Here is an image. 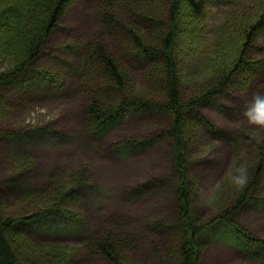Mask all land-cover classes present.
Segmentation results:
<instances>
[{
  "label": "trees",
  "instance_id": "trees-1",
  "mask_svg": "<svg viewBox=\"0 0 264 264\" xmlns=\"http://www.w3.org/2000/svg\"><path fill=\"white\" fill-rule=\"evenodd\" d=\"M72 1L0 0V113L6 108H2L6 91L19 87L29 90L35 80L49 87L57 84L58 75L54 71L33 63L44 54L49 35L57 28ZM106 1L99 8L97 18L113 49H108L98 35L84 45L82 60L75 57L79 59L75 74L77 93L82 91L86 97L81 111L85 134L89 137L102 134L120 118L134 113L162 116L163 122L159 125L162 128L158 134L116 146L118 151L127 152L150 147L163 139H168L172 145L177 180L173 219L155 222L151 226L158 231H173L180 227L177 244L171 247L174 263L199 264V252L205 249L204 235L223 224L248 257L256 264H264V239L248 234L232 220L234 214L259 192L260 181L264 177V129H261L260 141L251 149L248 181L242 188L237 187L233 204L228 205L222 215L212 221L197 220L193 213L191 187L186 182L191 147L199 141L203 130L213 135L220 134L198 112V108L215 103V98L226 96L229 90L247 87L253 76H262L257 92L264 91V0L234 3L214 40L207 36L209 7L205 0ZM116 1L119 10H125L123 14L133 25L122 23L111 14ZM182 4L186 9L181 13ZM195 11L198 15L197 34H192L190 29L179 28L177 15H194ZM123 43L129 46L125 48ZM78 48L76 44H65L59 52L74 53ZM110 50L114 55L109 53ZM199 53L205 54L202 64L205 76L200 80L196 79L189 65L191 58ZM120 58L142 65V73L154 94L131 89L119 68ZM149 63L160 70L148 67ZM28 71L31 73L28 79L21 81ZM83 81L91 84L92 90L87 88L84 92ZM188 83L192 84L189 89L186 88ZM189 117L198 124L192 125L195 126L193 134L187 136L185 128ZM48 130H6L0 133V137L18 141L40 136ZM9 156L16 169L21 168L20 164H25L26 169L32 166V163L28 164L31 154L21 146L9 150ZM24 168L18 172H24ZM9 183L19 188L12 201L0 202V264H76L83 255L101 259L107 264H124L123 247L129 251L136 249L137 239L118 223L72 244H60L46 238L35 242L36 247H19L15 241L26 237L22 229L29 224H37L49 233V227L55 232H78L85 224L80 209L82 193L92 189L93 184L88 169L80 167L54 173L42 189L15 178ZM6 207L7 211H4ZM21 253L27 255L22 257Z\"/></svg>",
  "mask_w": 264,
  "mask_h": 264
},
{
  "label": "rangeland",
  "instance_id": "rangeland-1",
  "mask_svg": "<svg viewBox=\"0 0 264 264\" xmlns=\"http://www.w3.org/2000/svg\"><path fill=\"white\" fill-rule=\"evenodd\" d=\"M237 1L205 0L209 7L207 36L210 39L217 38L224 17ZM106 3V0H73L64 11L57 28L52 30L44 54L33 64L54 71L58 75L55 86L41 85L35 80L29 90L19 87L5 92L1 103L2 108H6L0 113V133L6 130L24 129L30 132L32 128H48L49 134L44 132L40 136L18 141L0 137V202L12 201L19 188L18 185H11L10 179H19L36 189H42L56 172L86 168L93 188L82 193L80 209L85 224L78 232H55L51 227V233L39 227L25 230L26 237H19L15 241L19 247H36L35 242L46 238L72 244L118 223L138 241L133 251L123 247L121 254L124 264H175L171 247L177 244L180 227L173 231H158L151 226L155 222L173 219L177 180L173 169L172 145L168 139H163L150 147L127 152L118 151L116 146L158 134L163 117L151 113L130 114L120 118L102 134L91 137L85 134L82 125L81 111L86 97L82 91L77 93L75 74L79 59L75 57L82 60L84 45L88 44L91 37L98 35H101V41L108 49H113L109 36L102 33L97 18L99 8ZM117 3L111 14L122 23L133 25L123 14L125 10H119ZM183 6H180L181 13L186 9ZM134 12L138 10L134 9ZM176 22L179 28L185 31L190 29L192 34H197L196 11L194 15L178 14ZM65 44H76L79 48L74 53L59 52V48ZM128 46L123 43V47ZM109 53L114 55L112 50ZM204 56V53H199L189 62L191 71L199 80L205 76L202 68ZM131 62L123 58L118 61L131 89L154 94V89L147 85L145 74L142 73V65ZM68 64L71 66L68 67ZM148 67L160 70L151 63ZM30 74L28 71L21 81H26ZM260 79L262 76H253L247 87L229 90L226 96L215 98V103L198 108V112L220 132L219 135H213L203 130L199 141L191 147L186 182L191 187L193 213L199 221H212L222 215L228 205L233 204L237 194L235 190L239 186L233 182L232 176L241 162L246 163L247 169L250 168L251 149L260 141L262 130L248 124L242 113L257 93ZM81 84L84 92L92 88L85 81ZM191 85L188 83L186 88L189 89ZM188 120L185 132L190 136L198 123L191 117ZM235 134L238 136L234 137ZM15 146H21L31 154L28 163H32L31 169L24 168L25 164H20L21 168L16 169L9 156V150ZM23 168L30 172H18ZM260 184L259 192L234 214L232 220L248 234L264 239V177ZM4 211H7V207ZM237 241L225 225H217L204 235L205 249L199 252V264H256ZM128 245L132 246L129 242ZM76 264L107 263L83 255Z\"/></svg>",
  "mask_w": 264,
  "mask_h": 264
},
{
  "label": "clouds",
  "instance_id": "clouds-1",
  "mask_svg": "<svg viewBox=\"0 0 264 264\" xmlns=\"http://www.w3.org/2000/svg\"><path fill=\"white\" fill-rule=\"evenodd\" d=\"M242 115L248 124L258 129H264V91H259L254 94L251 102L243 110ZM232 180L239 187H243L247 183L248 172L246 163L241 162L237 166Z\"/></svg>",
  "mask_w": 264,
  "mask_h": 264
},
{
  "label": "bare ground",
  "instance_id": "bare-ground-1",
  "mask_svg": "<svg viewBox=\"0 0 264 264\" xmlns=\"http://www.w3.org/2000/svg\"><path fill=\"white\" fill-rule=\"evenodd\" d=\"M258 87V86H257ZM13 162V161H12ZM29 169H31V168H29ZM27 171V170H26ZM27 172H30V170H28ZM35 227H37V224L36 225H31V224H29V225H27V226H24L23 227V231L25 232V230L26 231H30L31 229H33V228H35ZM133 236V235H132ZM135 238V237H134ZM137 239V238H136ZM60 244H65V243H60Z\"/></svg>",
  "mask_w": 264,
  "mask_h": 264
}]
</instances>
